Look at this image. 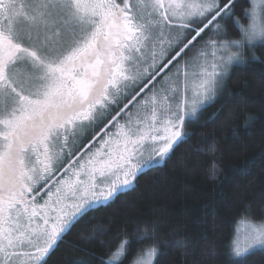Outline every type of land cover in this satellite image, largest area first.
Returning <instances> with one entry per match:
<instances>
[{"label":"snow or ice","instance_id":"obj_1","mask_svg":"<svg viewBox=\"0 0 264 264\" xmlns=\"http://www.w3.org/2000/svg\"><path fill=\"white\" fill-rule=\"evenodd\" d=\"M248 4L0 0V264H48L85 216L186 140L232 69L264 62V0ZM243 211L229 264L264 254V219ZM155 239L120 237L99 264H125L136 245L147 246L129 264H159Z\"/></svg>","mask_w":264,"mask_h":264},{"label":"trees","instance_id":"obj_2","mask_svg":"<svg viewBox=\"0 0 264 264\" xmlns=\"http://www.w3.org/2000/svg\"><path fill=\"white\" fill-rule=\"evenodd\" d=\"M242 3L249 6L248 0ZM254 51L264 61V49ZM198 115L195 123L186 122L184 142L139 174L115 202L85 216L48 264L81 259L99 264L120 237L145 229H155L156 239L149 243L162 253L159 264H229L227 246L243 210L250 207L255 220L264 218V62L232 69ZM175 240L187 247L173 246ZM146 246H134L125 264ZM249 264H264V254L257 253Z\"/></svg>","mask_w":264,"mask_h":264},{"label":"rangeland","instance_id":"obj_3","mask_svg":"<svg viewBox=\"0 0 264 264\" xmlns=\"http://www.w3.org/2000/svg\"><path fill=\"white\" fill-rule=\"evenodd\" d=\"M200 47H201V45H197L196 50H194V48H192L193 50L187 51V53H186L184 59H189V58H191V57L196 53V51H197L198 49H200ZM181 63H183V60L181 61ZM172 71H174V69H172ZM224 82H225V81H224ZM224 82H223V83H224ZM223 83H222L220 86H218V89H217L216 95L219 94L220 89L222 88ZM209 102H210V100L207 101L206 104L209 103ZM162 162H163V161H162ZM162 162H160V163H162ZM160 163H159V164H160ZM242 218H243V217H242ZM242 218L239 219V220L237 221V223H236V225H235V227H234L235 230H234V234H233L231 240H233V239H234L235 237H237L240 233H242V231H243V229H244V227H245V224H244V221H243ZM263 219H264V218H263Z\"/></svg>","mask_w":264,"mask_h":264}]
</instances>
